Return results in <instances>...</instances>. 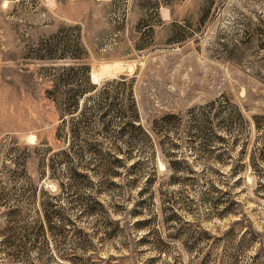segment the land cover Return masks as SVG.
<instances>
[{
	"label": "rangeland",
	"instance_id": "rangeland-1",
	"mask_svg": "<svg viewBox=\"0 0 264 264\" xmlns=\"http://www.w3.org/2000/svg\"><path fill=\"white\" fill-rule=\"evenodd\" d=\"M0 264H264V0H0Z\"/></svg>",
	"mask_w": 264,
	"mask_h": 264
},
{
	"label": "trees",
	"instance_id": "trees-1",
	"mask_svg": "<svg viewBox=\"0 0 264 264\" xmlns=\"http://www.w3.org/2000/svg\"><path fill=\"white\" fill-rule=\"evenodd\" d=\"M68 47H53L52 49L49 48L47 49V46L41 50L39 53L38 57L35 59L38 63H48L50 61H53L54 59H60L62 60H68L70 56L68 55ZM45 71V69H41L42 71ZM54 74L51 76L53 80H50L49 78L47 79V76H43V81L50 84L49 88L45 89L44 94L47 100H49L51 103H53L54 107H56V110L59 111L60 114V119L63 120L64 118L73 115L74 113L79 112V103L82 100H86L88 97L91 96L93 92H95L98 89L97 85H94L91 83V80L89 78V67L88 65H79V66H70L68 69H60L56 68L55 66L52 67L51 69ZM75 71L80 72L77 77H71L69 78V81L64 78V73H73ZM126 77L125 76H118L116 79L117 80H124ZM46 79V80H45ZM53 83V85H52ZM62 92L63 95L60 97L58 96L57 93ZM61 100H60V99ZM135 105L131 104L129 107H127L126 110H129L133 108ZM136 117L134 118L135 120H132L130 122V131H140L141 126L138 124V118H137V111H135ZM62 123H66L65 120H63ZM71 128H69V132H73V127L74 124H70ZM154 127H152V131ZM131 135V134H130ZM130 135L127 134V138L130 140ZM110 154H107L105 156H109ZM108 158V157H107ZM104 160H107L106 158H102ZM118 162L121 163L122 159H119L118 157L116 158ZM130 160H131V155H130ZM105 161L101 160L99 161L100 167L104 165ZM171 165V164H170ZM72 177H78V176H83L82 174H79L78 172L72 171L71 174Z\"/></svg>",
	"mask_w": 264,
	"mask_h": 264
}]
</instances>
